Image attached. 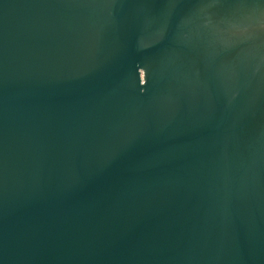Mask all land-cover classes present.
<instances>
[{
  "label": "water",
  "instance_id": "obj_1",
  "mask_svg": "<svg viewBox=\"0 0 264 264\" xmlns=\"http://www.w3.org/2000/svg\"><path fill=\"white\" fill-rule=\"evenodd\" d=\"M0 264H264V0H0Z\"/></svg>",
  "mask_w": 264,
  "mask_h": 264
}]
</instances>
